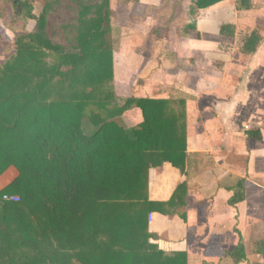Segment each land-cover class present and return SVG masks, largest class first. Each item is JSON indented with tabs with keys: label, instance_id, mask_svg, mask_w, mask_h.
<instances>
[{
	"label": "trees",
	"instance_id": "trees-1",
	"mask_svg": "<svg viewBox=\"0 0 264 264\" xmlns=\"http://www.w3.org/2000/svg\"><path fill=\"white\" fill-rule=\"evenodd\" d=\"M248 5L237 0L238 9ZM111 6L0 0V20L35 22L15 35L14 52L0 64V176L17 172L0 187V264H188L185 252L149 242L147 224L153 209L173 215L185 203L184 183L166 202L147 198L149 168L168 161L184 170V101L117 96ZM259 41L252 32L241 52H254ZM133 108L142 119L125 126L120 117ZM246 133L262 138L257 127Z\"/></svg>",
	"mask_w": 264,
	"mask_h": 264
},
{
	"label": "crops",
	"instance_id": "crops-1",
	"mask_svg": "<svg viewBox=\"0 0 264 264\" xmlns=\"http://www.w3.org/2000/svg\"><path fill=\"white\" fill-rule=\"evenodd\" d=\"M248 4L244 9L237 0L207 8H197L195 0L119 4L124 17L138 19L132 26L121 23L118 55L121 76L132 72L133 96L184 101V170L168 161L149 168L147 198L166 202L184 183L185 203L173 215L153 209L147 224L149 242L166 253L185 252L188 264H264V0ZM224 25H230L229 33L222 34ZM252 32L260 41L254 52L243 53L240 47ZM141 39L151 43L148 53L133 42ZM122 82L127 86V78ZM141 119L136 108L120 117L125 126ZM252 127L260 129V140L248 139ZM7 174L13 179L17 172L10 167ZM240 191L242 199L232 203Z\"/></svg>",
	"mask_w": 264,
	"mask_h": 264
},
{
	"label": "rangeland",
	"instance_id": "rangeland-1",
	"mask_svg": "<svg viewBox=\"0 0 264 264\" xmlns=\"http://www.w3.org/2000/svg\"><path fill=\"white\" fill-rule=\"evenodd\" d=\"M2 1V0H1ZM125 2V0H113V9L111 10V25H112V38H113V58L115 60L114 62V76H115V82H114V86H115V91L116 94L119 98H124V97H130L133 96V94H135V92H132V88H131V83H132V72H130L128 74V76L126 77L125 75L123 76L124 78H127V86H123V82L122 81V76H121V59L118 55L119 52L121 50V46H122V40H120V34H121V23L122 24H127L129 26H132L134 24H136V22L138 21V19H133V17L127 18L124 17L121 14V10H120V3ZM41 9V5L39 3V1L36 4V13L38 14L40 12ZM251 16L254 17H260V14L257 13V15H255V12L251 13ZM259 19V18H257ZM137 20V21H136ZM134 21H136L134 23ZM261 23V22H260ZM35 22L34 21H29L25 26H22L20 23H15L13 26L11 25V19L9 17H7L6 15H4L2 17V19L0 20V64L3 63V61L5 59H7L13 52H14V38L15 35H18L19 33L22 34V32H30L32 31L33 27H34ZM141 25V29H147V25L144 23H138ZM144 24V25H143ZM143 25V26H142ZM181 24H179L180 26ZM261 26V27H260ZM259 28H261V30H263L262 25H260ZM264 26V24H263ZM138 27V28H139ZM23 28V29H22ZM135 44H139L142 46L141 48L146 49V53H148V49L151 46V43H148L147 40H140V41H133ZM230 41H228L229 43ZM129 43V41H128ZM130 43L132 44V42L130 41ZM129 43V44H130ZM223 44L228 46L229 44ZM119 76L117 79L116 77ZM147 95H149L150 93H146ZM12 171V170H11ZM13 172V171H12ZM10 173V172H9ZM13 174H7V176L5 175H1L0 176V187L4 186L6 184V182H8L9 180H11Z\"/></svg>",
	"mask_w": 264,
	"mask_h": 264
},
{
	"label": "built area",
	"instance_id": "built-area-1",
	"mask_svg": "<svg viewBox=\"0 0 264 264\" xmlns=\"http://www.w3.org/2000/svg\"><path fill=\"white\" fill-rule=\"evenodd\" d=\"M246 128H247V127H246ZM3 199H4L5 201H12V202H16V201L19 200L18 196H16V195H8V194H5V195L3 196Z\"/></svg>",
	"mask_w": 264,
	"mask_h": 264
}]
</instances>
